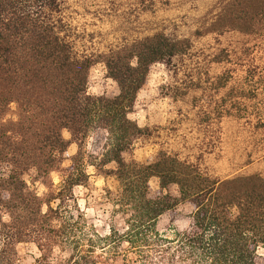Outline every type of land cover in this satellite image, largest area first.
Segmentation results:
<instances>
[{
  "label": "trees",
  "instance_id": "1",
  "mask_svg": "<svg viewBox=\"0 0 264 264\" xmlns=\"http://www.w3.org/2000/svg\"><path fill=\"white\" fill-rule=\"evenodd\" d=\"M249 1L231 3L232 28L252 31L264 19V0ZM146 13L144 0H0V264H21L17 246L29 242L40 251L34 264L90 262L95 250L80 245L66 208L89 175L81 151L68 157L64 132L81 145L92 129L104 130L99 166L113 164L102 173L119 182L114 200L130 214L137 264H264V139L254 137L264 117L245 119L256 96L245 86L258 65L238 87L235 71L218 72L220 52L200 43L199 28L135 26ZM100 63L118 94L89 92ZM156 63L167 72V119L140 126L129 114ZM227 118L248 125L251 137L228 138ZM138 145L155 150L140 161L132 157ZM185 202L193 206L188 226L172 238L159 232L158 218ZM118 237H100L102 249ZM72 244L69 257L56 256Z\"/></svg>",
  "mask_w": 264,
  "mask_h": 264
},
{
  "label": "rangeland",
  "instance_id": "2",
  "mask_svg": "<svg viewBox=\"0 0 264 264\" xmlns=\"http://www.w3.org/2000/svg\"><path fill=\"white\" fill-rule=\"evenodd\" d=\"M144 1L148 13L135 26L141 27L142 25L145 30L154 29L153 27L156 26L166 28L184 26L183 31L185 32H195L199 28L201 35H204L200 39V43L212 46L211 53L220 52L221 63L218 65V72L235 71L234 78L231 81H234L236 86H245L244 80L247 77V70L258 65L256 72H253L254 75H249L245 86L247 89H253L256 92V96L247 101L249 116L245 119L246 121L256 122L260 114L264 117V19L258 21L252 31L249 29L244 32L232 28L231 26L235 25V21L231 22V18L228 17L229 12L226 15L234 0ZM260 1L250 0L249 2L256 4ZM222 30L225 31L222 32ZM236 59L241 60L247 67L243 66L241 70H235ZM165 79H167L165 65L161 63L154 64L151 67L148 83L140 91L137 105L133 112L129 114V117L140 126H145L148 123L166 122L168 99L161 93V87ZM88 90L94 95L107 96H113L119 92L117 83L108 76L106 67L101 63L93 69ZM242 123L230 118L225 120L228 138H232L236 133L248 138L251 137L248 132V125L243 126ZM64 135L71 141L67 151L68 157L81 151L83 163L89 175L85 185L73 189L74 199L66 205V208L73 212L77 219L78 225L75 234L78 241H80V245L84 249L95 250L91 258L89 257L88 261L90 262H83V264H137L140 259L138 249L126 237L129 231L127 219L130 214L122 213L114 200V195L120 189L119 182L114 176H106L102 173L104 169L112 167L113 164L99 166L103 159L102 153L107 148L104 130H90L89 135L81 145L72 139L68 131H65ZM254 137L260 138V140L264 139V132L260 130L254 134ZM154 150L155 148L151 145H138L133 151L132 157L145 161ZM252 151L254 152L255 148ZM51 177L56 184L59 183V176L56 172L52 173ZM150 185L153 190L158 189V178H151ZM35 188L40 193L45 191V187L40 183H36ZM171 189L175 193L178 192L176 186ZM56 204L53 203L54 206ZM192 211L193 206L191 203L179 204L176 211L165 213L158 218L157 229L171 238L174 237L175 232L182 231L188 226ZM2 215L5 219H9L8 212L2 213ZM68 229L67 226L66 230L68 231ZM111 229H114V233ZM118 235L125 236L122 242L112 243L110 247L102 249L104 244H102L100 237L112 236L113 240L118 241ZM73 245H66L65 251L57 248L56 256L69 257ZM17 250L21 264H34L35 259L40 255L38 246L33 242L20 243ZM259 252L264 254V247H261Z\"/></svg>",
  "mask_w": 264,
  "mask_h": 264
}]
</instances>
